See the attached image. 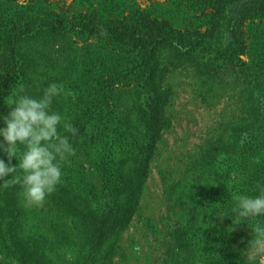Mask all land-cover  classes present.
I'll use <instances>...</instances> for the list:
<instances>
[{
    "label": "rangeland",
    "instance_id": "rangeland-1",
    "mask_svg": "<svg viewBox=\"0 0 264 264\" xmlns=\"http://www.w3.org/2000/svg\"><path fill=\"white\" fill-rule=\"evenodd\" d=\"M210 1L0 0V72L9 37L18 58L0 114L18 85L39 97L56 82L51 109L78 129L58 126L75 151L40 205L0 183V264H241L251 228L218 214L264 182V18L243 21L236 47L221 33L193 52L159 46L152 77L138 47L86 26L146 17L204 33Z\"/></svg>",
    "mask_w": 264,
    "mask_h": 264
},
{
    "label": "clouds",
    "instance_id": "clouds-1",
    "mask_svg": "<svg viewBox=\"0 0 264 264\" xmlns=\"http://www.w3.org/2000/svg\"><path fill=\"white\" fill-rule=\"evenodd\" d=\"M64 94V85L56 82L49 83L39 97L29 95L20 84L7 102L15 106L7 115L0 114V153L7 157L0 156V183L18 184L27 205H40L56 190L63 182L62 165L74 154L69 136L61 135L58 126L71 135L78 129L51 109L54 98ZM232 199V214L221 210L218 215L231 216L234 223L246 220L251 228L241 264H264V182H257L252 193L238 192Z\"/></svg>",
    "mask_w": 264,
    "mask_h": 264
},
{
    "label": "trees",
    "instance_id": "trees-1",
    "mask_svg": "<svg viewBox=\"0 0 264 264\" xmlns=\"http://www.w3.org/2000/svg\"><path fill=\"white\" fill-rule=\"evenodd\" d=\"M209 3L214 9L211 14L213 19L210 27L204 33L191 32L190 35H187L181 30L169 27L165 21L148 20L146 17L135 19L130 24L116 21L95 24L93 20L88 19L86 26L90 25L91 29L99 34L131 44L133 48L138 47L142 51L141 65H144V71L148 72L147 77H152L154 54L159 46L170 45L180 53L183 51L193 52L197 45L211 42L210 39L216 37L213 36L214 33H221L217 35L219 38L225 36L232 38L233 46L236 47L238 42L236 38L243 21L250 18H264V0H211ZM215 25H219L221 28L217 29ZM16 40L15 37L8 38L10 55L5 58L1 66L0 76L2 80H7L11 74L17 71ZM241 52L242 47L234 49L237 59V54ZM149 97L148 114L149 124L152 127L158 118L159 96L154 92Z\"/></svg>",
    "mask_w": 264,
    "mask_h": 264
}]
</instances>
